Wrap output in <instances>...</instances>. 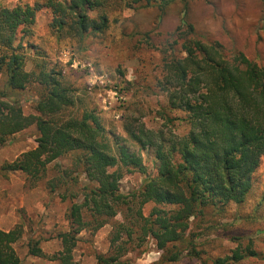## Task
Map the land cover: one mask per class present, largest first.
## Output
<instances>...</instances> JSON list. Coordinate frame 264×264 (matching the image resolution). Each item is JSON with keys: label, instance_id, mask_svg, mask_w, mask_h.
<instances>
[{"label": "trees", "instance_id": "obj_1", "mask_svg": "<svg viewBox=\"0 0 264 264\" xmlns=\"http://www.w3.org/2000/svg\"><path fill=\"white\" fill-rule=\"evenodd\" d=\"M168 2L41 0L29 5L19 0L13 9L0 8V75L5 78L0 89V145L30 126L37 130L36 147L4 164L0 171L22 173L33 186L44 177L49 164L70 157L90 184L84 187L82 201L69 207V230L56 236L61 251L49 261L77 264L72 258L77 236L100 229L124 209L123 220L115 224L112 233L111 252L97 255L96 264H129L121 260L128 252L127 242L140 245L146 238L155 242L164 261L174 263L181 256L177 245L201 236L188 231L194 220L199 224L198 218L203 219L209 210L222 214L227 205H241L251 193L252 177L264 157V67L243 53H227L219 43L198 38L190 24L178 27L160 51L158 84L168 110L185 114L182 119L163 115L165 123L180 120L188 132L178 136L129 124L125 132L135 146L132 148L126 139L108 133L96 114H68L75 101L56 64L41 60L33 71L26 72L23 47L15 45L19 31L32 33L40 9L53 16L49 24L53 35L84 39L109 29L107 10L120 13L153 5L164 9ZM31 84L41 93L33 108L35 114L25 115L19 95ZM139 150L153 151L155 173H147ZM123 172L144 176L138 190L128 195L119 191ZM66 175L62 174L63 184L72 180ZM61 180L47 183L51 192ZM58 197L66 199L63 194ZM148 204L154 207L144 215ZM215 225L210 224L211 228ZM22 235L20 226L0 230V264H20L14 245ZM189 243V254L199 258L195 242ZM27 249L30 256L45 257L39 240L29 239ZM258 255L249 241L237 244L229 255L214 259L212 264H242Z\"/></svg>", "mask_w": 264, "mask_h": 264}, {"label": "rangeland", "instance_id": "obj_2", "mask_svg": "<svg viewBox=\"0 0 264 264\" xmlns=\"http://www.w3.org/2000/svg\"><path fill=\"white\" fill-rule=\"evenodd\" d=\"M20 1L34 5L41 0ZM18 2L0 0V8L13 9ZM105 14L110 25L103 35L78 39L65 34L58 38L49 29L53 16L40 9L35 14L32 33L19 31L15 45L23 47L26 72L33 71L41 60L56 64V71L64 76L75 101L68 114L77 117L84 112L96 114L106 131L126 139L129 147H135L125 132L129 124L132 127L142 124L152 131H171L178 136L188 132V126L180 120L165 123L163 115L182 119L185 114L168 110L166 96L158 84L162 64L160 51L183 23L192 25L198 38L219 43L227 53L239 51L264 67L262 0H169L164 9L154 5L138 6L120 13L107 10ZM4 80L0 75V89ZM40 93V88L31 84L19 95L25 115L35 114L33 108ZM36 138L35 126L11 136L7 144L0 145V167L34 149ZM139 154L147 173H155L153 151L139 150ZM72 164L70 157L56 160L47 166L44 177L33 186L22 173L0 171V230L21 227L22 238L14 245L20 264H60L48 260L61 251L56 236L69 230L66 213L72 203L82 201L84 187L90 186L81 168ZM63 173H67L66 179L72 180L63 184ZM55 179L61 182L51 192L47 183ZM143 179L138 172H123L119 179L120 193L135 192ZM59 194L65 195L66 199L61 200ZM153 207V204L145 205L143 214L147 215ZM124 214L125 210L120 209L119 214L100 229L82 231L72 252L73 261L96 264L97 255H108L115 224L123 220ZM206 220L212 223H206ZM198 222L196 224L194 220L188 231L201 236L195 238V243L189 238L178 244L181 256L174 263L162 259V252L151 238H146L140 245L127 242L128 252L121 260L129 264H212L214 259L229 255L237 244L252 241L259 255L242 264H264V157L252 177L251 193L243 204H229L222 214L214 215L209 210L203 219L198 218ZM210 224L216 225L211 228ZM29 239L39 240L45 257L28 255ZM189 242L194 243L199 258L189 254Z\"/></svg>", "mask_w": 264, "mask_h": 264}]
</instances>
